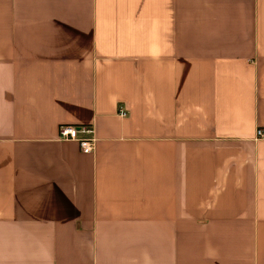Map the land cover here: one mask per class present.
Returning <instances> with one entry per match:
<instances>
[{
	"label": "crops",
	"instance_id": "crops-1",
	"mask_svg": "<svg viewBox=\"0 0 264 264\" xmlns=\"http://www.w3.org/2000/svg\"><path fill=\"white\" fill-rule=\"evenodd\" d=\"M258 129L264 0H0V264H264Z\"/></svg>",
	"mask_w": 264,
	"mask_h": 264
},
{
	"label": "built area",
	"instance_id": "built-area-1",
	"mask_svg": "<svg viewBox=\"0 0 264 264\" xmlns=\"http://www.w3.org/2000/svg\"><path fill=\"white\" fill-rule=\"evenodd\" d=\"M120 116L125 117L126 113L120 112ZM256 138H264L262 130H256ZM57 139L60 142L75 143L84 155H91L95 151L96 138L92 126L61 125L58 128Z\"/></svg>",
	"mask_w": 264,
	"mask_h": 264
}]
</instances>
